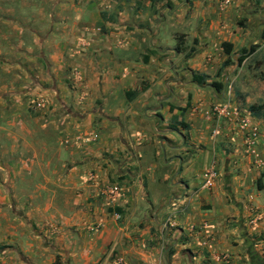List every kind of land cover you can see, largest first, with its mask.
Here are the masks:
<instances>
[{
	"label": "crops",
	"instance_id": "0c3cea01",
	"mask_svg": "<svg viewBox=\"0 0 264 264\" xmlns=\"http://www.w3.org/2000/svg\"><path fill=\"white\" fill-rule=\"evenodd\" d=\"M27 3L0 15V264H264V128L254 166L208 116L264 0Z\"/></svg>",
	"mask_w": 264,
	"mask_h": 264
},
{
	"label": "rangeland",
	"instance_id": "374dc122",
	"mask_svg": "<svg viewBox=\"0 0 264 264\" xmlns=\"http://www.w3.org/2000/svg\"><path fill=\"white\" fill-rule=\"evenodd\" d=\"M32 10L27 0H0V15L10 11L19 13ZM242 58H238L237 66L233 68V72L223 86L224 95L229 92L230 100L236 107L252 117L248 110L250 106H261L264 110V57L260 61H256L258 59L256 57L248 58L244 62ZM34 100L29 98L27 103H32ZM43 103L45 104V101ZM27 109L33 114V110L29 107ZM254 119L264 128V116Z\"/></svg>",
	"mask_w": 264,
	"mask_h": 264
},
{
	"label": "built area",
	"instance_id": "2783aa9c",
	"mask_svg": "<svg viewBox=\"0 0 264 264\" xmlns=\"http://www.w3.org/2000/svg\"><path fill=\"white\" fill-rule=\"evenodd\" d=\"M231 0H220V5L225 6ZM225 99L221 102L213 104L209 107L208 116L213 120L211 127L212 137H216L220 134L222 130V123L225 127H231L240 134L246 153L251 157L252 164L254 166L260 165V160L258 154L255 150L257 144V139L259 135V130L257 124L250 118L249 115L240 111L237 107L231 104L229 92L224 95ZM34 110H39L43 108L42 103L34 102L31 105ZM214 161L211 165L202 173L203 186L209 187L216 178ZM118 186L112 185L106 190L108 198H114L118 193ZM171 218L167 217L165 223L170 224Z\"/></svg>",
	"mask_w": 264,
	"mask_h": 264
},
{
	"label": "trees",
	"instance_id": "16d2710c",
	"mask_svg": "<svg viewBox=\"0 0 264 264\" xmlns=\"http://www.w3.org/2000/svg\"><path fill=\"white\" fill-rule=\"evenodd\" d=\"M223 46H225V44H223ZM180 42L179 40H177V44H176V50H180ZM228 62V61H227ZM226 63V62H225ZM205 76L204 75H199V74H195L192 73L191 75V80L192 82L201 85L204 84L205 82ZM209 86L213 87L216 91H219L221 89V84L220 83H216V82H211L209 84ZM249 113L252 115V117H256V118H260L264 116V110L261 106H250L248 108Z\"/></svg>",
	"mask_w": 264,
	"mask_h": 264
}]
</instances>
